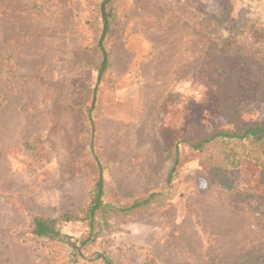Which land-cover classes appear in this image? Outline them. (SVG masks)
<instances>
[{
  "label": "rangeland",
  "instance_id": "rangeland-1",
  "mask_svg": "<svg viewBox=\"0 0 264 264\" xmlns=\"http://www.w3.org/2000/svg\"><path fill=\"white\" fill-rule=\"evenodd\" d=\"M101 1L0 0V264L67 263V247L33 236L30 220L85 207L96 161L104 201L124 205L161 191L167 199L109 213L108 230L84 250L88 259L103 251L114 264H225L264 249L252 215L251 195L264 192L258 167L243 161L233 188L209 171L223 166L229 143L218 138L198 151L180 144L176 176L163 182L167 143L190 121L227 126L209 85L190 71L225 53L264 62V43L209 22L200 31L196 9L215 11L218 0H113L102 41L109 67L98 81ZM261 115V102L242 106L245 119ZM62 229L80 237L87 227Z\"/></svg>",
  "mask_w": 264,
  "mask_h": 264
},
{
  "label": "trees",
  "instance_id": "trees-1",
  "mask_svg": "<svg viewBox=\"0 0 264 264\" xmlns=\"http://www.w3.org/2000/svg\"><path fill=\"white\" fill-rule=\"evenodd\" d=\"M218 1L215 11L196 9L199 16L203 17L196 24L200 31L208 32L209 22L222 26L226 32L236 37L247 38L253 43H264V0H240V6L236 9L232 0ZM112 3L113 0H102L99 7L102 31L98 43L102 50V60L98 68V81L109 67V57L102 41L110 26ZM190 74L193 79L209 85L208 92L214 96V110L227 126H212L208 130L202 123L190 121L179 139L167 143L165 164L168 167L163 175L164 184L169 187L176 176L180 163V144L198 151L206 143L219 138L230 145L224 151L223 166H215L209 170L212 178L227 188H233L232 182L239 166L243 161H250L258 167L256 180L264 188V62L240 54L225 53L207 57ZM249 100L261 102V118L245 119L242 116V106ZM27 146L31 148L30 145ZM96 164L97 178L89 189V200L85 207L65 210L56 217L34 215L30 220V232L33 236L60 242L67 247L69 258L66 264H83L84 261L93 262L91 264H114L111 256L103 251H94L90 259L84 252L88 245L94 243L110 227L107 215L138 212L154 203L162 204L167 199V193L161 191L141 196L124 205L104 201L102 167L98 161ZM251 196L255 210L252 213L253 220L263 229L264 192ZM70 221L84 223L86 233L80 237L66 233L62 227ZM225 264H264V249L252 250Z\"/></svg>",
  "mask_w": 264,
  "mask_h": 264
}]
</instances>
